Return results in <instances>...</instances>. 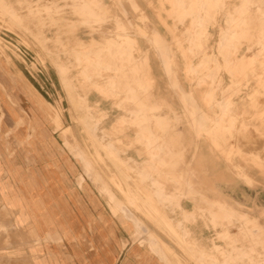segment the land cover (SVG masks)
Instances as JSON below:
<instances>
[{
    "label": "rangeland",
    "instance_id": "obj_1",
    "mask_svg": "<svg viewBox=\"0 0 264 264\" xmlns=\"http://www.w3.org/2000/svg\"><path fill=\"white\" fill-rule=\"evenodd\" d=\"M139 5L132 0H0V81L8 82L6 91L23 104L29 127L43 130V150L59 148L48 154L50 159L62 149L49 130L59 134L76 162V185H90L110 198L114 190L121 192V202L107 204L113 215L122 210L124 228L134 227L128 241L170 264H250L243 259L248 256L255 261L251 264H264V135L242 124L249 109L250 120L264 124V0H139ZM119 45L126 55L117 67ZM143 48L160 55L153 59L170 80L172 96L180 99L188 126L204 132L219 150V180L226 183L219 191L252 194L260 198V208L252 206L254 200L248 202L252 207L238 211L223 201L209 202L198 217L178 218L165 216L162 209L164 203L179 206L177 199H132L150 189L131 185V177L140 182L162 178L180 194L183 188L193 193L192 179L212 171L205 165L195 170L186 164L176 171L146 163L138 169L124 162L122 186L116 182L115 172L121 175L117 157L100 148L94 134L104 128L114 130L113 135L128 134L132 125L144 122L136 119L138 114L156 111L138 103L149 85ZM233 97L248 98L244 114L234 110ZM202 108L220 110L235 126L214 131L215 136L210 129L195 130ZM179 109L171 106L172 112ZM117 116L123 117L114 121ZM104 158L113 170L104 167ZM152 186L157 192L166 187ZM196 221L208 232L201 245L187 240L190 233L184 227ZM154 229L165 232V241Z\"/></svg>",
    "mask_w": 264,
    "mask_h": 264
},
{
    "label": "crops",
    "instance_id": "obj_2",
    "mask_svg": "<svg viewBox=\"0 0 264 264\" xmlns=\"http://www.w3.org/2000/svg\"><path fill=\"white\" fill-rule=\"evenodd\" d=\"M132 1L141 8L139 0ZM125 4L131 8L128 2ZM144 8L142 10L147 14L146 4ZM150 23L158 25L154 21ZM154 28L158 31L157 27ZM141 52L140 56L145 53L147 57L144 71L149 85L147 95L140 97L138 103L145 105L147 110L156 111L138 114L136 119L144 122L132 125L128 134H110L114 131L111 128L98 129L94 134L97 140L93 141L117 157L115 167H118L121 175L115 172L116 182L122 186L124 162L138 169L150 164L148 168L162 170L168 166L176 171L184 169L186 164L195 170H201L205 165L212 171L209 176L199 175L192 179L193 193H187L184 188L181 194L173 191L170 182H164L162 178L149 177L140 182L138 178L131 177V185H143L150 189V193H137L134 194L136 198L132 199L157 201L162 196L168 200L177 199L179 206L164 203L162 209L165 216L178 218L183 215L198 217L204 207L211 205L209 202L223 201L234 210L240 206L245 208V205L260 208V198L252 194L219 191L221 186L226 185L219 180L220 165L216 155L219 150L213 142L206 140L204 132H195L188 126L180 99L172 96L175 93L170 88V80L160 61L153 59L160 55L149 48H143ZM176 76L178 87L183 94L187 93L177 72ZM7 88L8 82L0 81V264H170L169 260L152 253L146 246L128 241L134 227L124 228L122 210L113 215L107 204L108 200L121 202V192L114 190L110 198L91 190L90 185L80 188L74 183L76 162L70 159V152L63 146L59 134L52 130H49V134L63 152L54 159L49 158L48 154H55L59 148L52 146L43 150V130L29 127L30 118L23 104L11 91L7 92ZM230 101L235 103L234 110L241 114L246 111L244 106L249 104L247 97H233ZM172 105L180 109L172 112ZM219 111L214 109L208 113L202 108L195 130L210 129L219 134V131L235 126ZM250 115L253 114L249 109L242 116V124L264 135V124L250 120ZM122 117L117 116L114 121ZM100 155L103 158L102 151ZM103 161L105 168L113 170L112 162L106 158ZM155 183H164L166 187L162 191L166 189L170 192L160 189L157 192L158 189L152 186ZM253 200L255 202L251 206L248 202ZM242 211L246 212L244 209ZM184 227L190 233L187 240L201 245L203 234L208 233L203 229L202 222L196 221ZM179 232H182L181 228ZM154 234L165 241V232L154 229ZM243 259L248 263L251 261L250 264L255 262L251 256Z\"/></svg>",
    "mask_w": 264,
    "mask_h": 264
},
{
    "label": "bare ground",
    "instance_id": "obj_3",
    "mask_svg": "<svg viewBox=\"0 0 264 264\" xmlns=\"http://www.w3.org/2000/svg\"><path fill=\"white\" fill-rule=\"evenodd\" d=\"M149 24V23H148ZM167 49V48H166ZM166 51V50H165ZM115 55H117L118 57L116 58V61H115V64L117 65V67H118V65H120L121 64V57H122V55H126L125 54V51H124V49H122L121 48V46L119 45L118 46V48H117V52H116V54ZM246 56H247V54H246ZM245 56V57H246ZM122 65V64H121ZM136 65H138L137 63H133V65H132V69L134 70V69H136ZM262 141V140H261ZM262 145V144H261ZM144 165H142V167H143ZM146 169V168H145ZM141 171V170H140ZM139 171V172H140ZM178 187H174V190L173 191H175V189H177ZM179 189V188H178ZM162 192H170L169 190L167 191L166 189L165 190H163ZM236 254V253H235ZM252 258V257H251ZM228 260V259H227ZM251 262V261H250Z\"/></svg>",
    "mask_w": 264,
    "mask_h": 264
}]
</instances>
